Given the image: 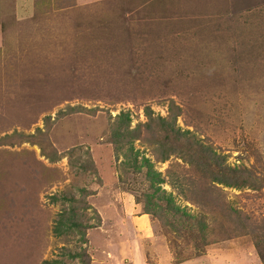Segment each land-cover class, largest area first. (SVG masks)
Wrapping results in <instances>:
<instances>
[{"label": "rangeland", "instance_id": "374dc122", "mask_svg": "<svg viewBox=\"0 0 264 264\" xmlns=\"http://www.w3.org/2000/svg\"><path fill=\"white\" fill-rule=\"evenodd\" d=\"M0 264H264V0H0Z\"/></svg>", "mask_w": 264, "mask_h": 264}, {"label": "trees", "instance_id": "16d2710c", "mask_svg": "<svg viewBox=\"0 0 264 264\" xmlns=\"http://www.w3.org/2000/svg\"><path fill=\"white\" fill-rule=\"evenodd\" d=\"M128 119H129V116H128ZM123 135H128V133L125 131V132H123L122 134L120 133V132H117L116 133V137L117 138H115V141H116V143L117 142H119L120 141V139H121V137L123 136ZM131 149H132V147H131ZM214 158V157H213ZM136 159L137 158H135L134 160H133V163L136 165ZM145 163H147V165H149V167L150 168H147V175H148V177H149V179L152 181V182H154L153 183V185H154V191H158V189H160L161 188V186H160V183H162V182H164L165 181V179L164 178H162V175H161V172H158V171H156V170H154V168L152 167V164L150 163V161L148 160V159H146L145 160ZM144 163V164H145ZM136 167H138V168H141V166L140 165H137ZM215 179H218L217 181H219L220 180V176H219V174H215ZM221 182H224V183H226V184H228V185H230V186H234V185H237V186H240V185H242L241 183H236V182H234V181H229V180H221ZM152 200V198H150V201ZM172 202H173V204H174V201H173V199L171 198L170 199V201H169V203H168V205H171V207H173V208H175L176 210H179V206H174L173 204H172ZM158 204V206H159V203H156L155 202V204L154 205H152V206H149V207H153V212L155 213V210H154V208H155V205H157ZM146 212H151V213H153L152 211H149V210H146ZM73 224L72 225H77L78 227H79V223H77V222H72ZM70 226V227H68V228H71V227H75V226ZM83 232L82 233H84L83 234V236H85L86 235V233H85V230H82ZM85 240V238L83 237V241Z\"/></svg>", "mask_w": 264, "mask_h": 264}]
</instances>
